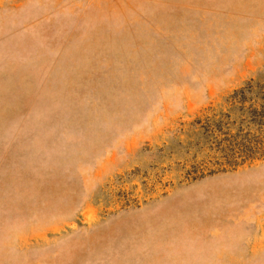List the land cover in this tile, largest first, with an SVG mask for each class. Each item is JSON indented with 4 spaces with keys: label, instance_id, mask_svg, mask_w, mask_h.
<instances>
[{
    "label": "rangeland",
    "instance_id": "1",
    "mask_svg": "<svg viewBox=\"0 0 264 264\" xmlns=\"http://www.w3.org/2000/svg\"><path fill=\"white\" fill-rule=\"evenodd\" d=\"M251 114L264 0H0V264H264Z\"/></svg>",
    "mask_w": 264,
    "mask_h": 264
},
{
    "label": "trees",
    "instance_id": "2",
    "mask_svg": "<svg viewBox=\"0 0 264 264\" xmlns=\"http://www.w3.org/2000/svg\"><path fill=\"white\" fill-rule=\"evenodd\" d=\"M229 120L228 118L226 121L224 119L216 121L209 118L205 123H202V121L195 123V125L200 126L199 128L209 138L208 140L206 139L209 149L212 151L217 150L219 159L223 160L216 163L219 166L218 168H223V166L237 167L248 160L264 156L263 118L258 114H251L249 117L243 118L239 126H236V123ZM245 123L248 124L249 132L243 130L245 128L242 125ZM256 126L259 128L256 129L255 133L251 134L250 129ZM234 128H236V133L232 134V129ZM218 135H221L222 139L219 140ZM214 144L216 148H213Z\"/></svg>",
    "mask_w": 264,
    "mask_h": 264
}]
</instances>
